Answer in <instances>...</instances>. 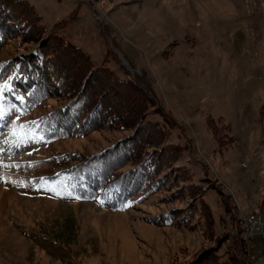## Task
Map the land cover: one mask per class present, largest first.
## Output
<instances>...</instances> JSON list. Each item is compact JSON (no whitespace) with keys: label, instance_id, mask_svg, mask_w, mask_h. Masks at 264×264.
I'll return each instance as SVG.
<instances>
[{"label":"rangeland","instance_id":"374dc122","mask_svg":"<svg viewBox=\"0 0 264 264\" xmlns=\"http://www.w3.org/2000/svg\"><path fill=\"white\" fill-rule=\"evenodd\" d=\"M24 1L44 31L7 21L0 68L33 55L81 74L65 39L90 58L124 129L47 141L37 121L61 94L28 114L0 95V264H244L240 254L262 252L235 224L264 225V0ZM103 68L141 91L110 93ZM132 132L140 159L157 154L153 186L116 209L79 197L78 157Z\"/></svg>","mask_w":264,"mask_h":264},{"label":"trees","instance_id":"16d2710c","mask_svg":"<svg viewBox=\"0 0 264 264\" xmlns=\"http://www.w3.org/2000/svg\"><path fill=\"white\" fill-rule=\"evenodd\" d=\"M10 7L13 15L6 12ZM19 7L22 10H19ZM7 21L25 22L28 26L44 31L39 15L24 0H0V44L3 38L7 37V33L15 32L11 24L7 25ZM62 41V44L79 55L80 60L88 67L92 65L90 58L81 49L65 39ZM51 62L44 63L38 56L29 55L2 66L0 68V95L4 97L3 102L13 105L23 114H28L48 98L61 94L63 106L48 112L37 121V131L47 141L83 137L100 127L124 129L122 116L114 112L117 108L112 105L109 99L110 94L108 96L100 94L103 87H96L93 84L92 77L98 71L92 68L87 69L86 66L81 74L79 70L71 74L68 71L63 73L62 68L58 70L57 65H52ZM90 70L93 71L84 84L82 82L78 84L72 79V76L76 75L80 78ZM103 70L105 81L111 84L109 91L113 89V86L141 91L131 80L122 81L117 79L109 69L103 68ZM148 105L147 103L146 107ZM151 125L156 126L157 124ZM157 130L158 134L166 136L164 128ZM137 132L128 134L125 139L92 158L78 157L79 163L75 165L73 172L79 183V197L84 200L99 198L106 206L116 209L122 208L146 187L153 186L152 178L157 168V154L145 155V159H140L142 156L139 152L141 142L138 140ZM130 161L132 163H130L129 170L122 171L120 168ZM194 187L202 189L196 185ZM216 257L219 259L218 264H228L229 258L228 260L222 259L219 255ZM234 264L242 263L239 261Z\"/></svg>","mask_w":264,"mask_h":264},{"label":"built area","instance_id":"2783aa9c","mask_svg":"<svg viewBox=\"0 0 264 264\" xmlns=\"http://www.w3.org/2000/svg\"><path fill=\"white\" fill-rule=\"evenodd\" d=\"M62 1V0H58ZM235 236L239 241L252 240L256 237H262L264 241V229L260 226V218L258 219H246V221H239L236 217L235 224ZM257 250V249H256ZM243 258H244V254ZM246 264H264V242L262 244V252L254 251L248 253V256L244 258Z\"/></svg>","mask_w":264,"mask_h":264},{"label":"bare ground","instance_id":"6f19581e","mask_svg":"<svg viewBox=\"0 0 264 264\" xmlns=\"http://www.w3.org/2000/svg\"><path fill=\"white\" fill-rule=\"evenodd\" d=\"M1 154H2V153L0 152V155H1ZM249 217H250V216H249ZM253 219H258V218L255 217V218H253ZM238 220H239V221H246V219H242V218H240V217H238ZM263 222H264V221H263ZM260 226L262 227V229H264V225H263V223L261 222V220H260ZM239 253H240V251H239ZM240 257L242 258L243 263L246 264V262H245V260H244L242 254H240Z\"/></svg>","mask_w":264,"mask_h":264}]
</instances>
